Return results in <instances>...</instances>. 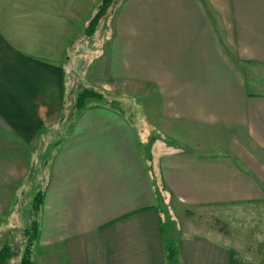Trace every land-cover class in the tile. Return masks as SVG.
Listing matches in <instances>:
<instances>
[{
	"label": "crops",
	"instance_id": "crops-1",
	"mask_svg": "<svg viewBox=\"0 0 264 264\" xmlns=\"http://www.w3.org/2000/svg\"><path fill=\"white\" fill-rule=\"evenodd\" d=\"M67 1L0 0V27L9 28H0V120L43 148L33 260L227 264L216 222L264 202V0L116 1L102 37L91 29L68 48L101 51L102 43V69L116 80L100 83L101 96L116 88L134 98L133 111L86 106L90 120L42 139L62 117L66 69L29 49L42 50L36 29L44 24L63 33L46 46L55 51L92 15L88 0L80 8ZM202 136L224 150L213 152ZM163 195L179 225L157 207Z\"/></svg>",
	"mask_w": 264,
	"mask_h": 264
},
{
	"label": "rangeland",
	"instance_id": "rangeland-1",
	"mask_svg": "<svg viewBox=\"0 0 264 264\" xmlns=\"http://www.w3.org/2000/svg\"><path fill=\"white\" fill-rule=\"evenodd\" d=\"M69 1V0H68ZM73 5L74 8L77 6L80 8L82 2H68ZM118 0H88V4L92 3V15H89L78 23V32L76 35H72L67 40L66 44L62 43V47L54 49H47L46 46L49 42L58 44L59 38L63 37L61 32H53L52 24H44L36 32H41L43 40L36 46L42 50L29 49L34 53L39 54V58L47 61L61 62V66H65V84L66 92L64 98V109L61 119L57 122L55 128L50 129L49 132L43 133L39 138H60L64 137L69 128L74 122H85L90 120L85 112L86 106L96 104H106L115 108L116 105H124L133 111L132 101L134 100L131 96H120L117 93L116 88L105 96H101L102 88L100 87L101 82H105L111 86H114L116 80L108 71H104L103 68V44L98 45L102 47L100 49H70L68 43L71 39L80 42L86 41L89 36L87 31L92 32L96 30L95 35H99L98 38L102 37L101 33L97 30L102 25H107L109 17L107 14H111V10ZM89 10V9H88ZM89 13V12H88ZM3 18H0L2 20ZM7 19V18H5ZM28 18L26 21L30 20ZM32 21L36 23L33 18ZM84 24H89V27L84 29ZM31 25L24 26L26 30H29L26 35H30ZM3 29L5 33L6 25L4 24ZM15 28V27H14ZM58 28L55 27V30ZM14 33L7 32L8 35L14 37L17 31ZM90 32V34L92 33ZM89 34V35H90ZM29 38V37H28ZM92 38V37H91ZM90 38V39H91ZM54 51V52H53ZM72 52L73 55L77 54L73 58H66L65 55ZM57 57V58H56ZM101 77L99 79L98 77ZM83 89H88L98 92L99 97H87L84 101V106L81 107V111L77 108L76 102L79 92ZM151 99L143 100V104L151 101ZM140 104V103H139ZM144 107V106H143ZM47 131V130H46ZM83 132L84 130H77ZM207 135H213L214 129L211 127L207 131L204 130ZM211 131V132H210ZM223 130H220V134L225 135ZM42 136V137H41ZM204 139L209 138V142L212 146L213 152H219L224 150L226 143L224 142L221 146L219 141L214 143L213 138L208 136H202ZM186 139L185 136L179 134L176 136V140ZM43 141V140H42ZM179 145L187 147L188 144L176 141ZM223 142V141H221ZM35 143V140L31 144L23 142L18 139L9 130L5 123L0 120V248L3 245L9 246V255L3 264H20L23 250L30 241L29 224L33 219L38 218L40 220L39 213L31 210L32 200L35 193L38 190L35 180L37 179L38 168L43 161L41 156L37 158L41 146ZM34 181V183H33ZM167 197L163 195V201L159 200L157 207L162 211L164 219L168 220L174 225H179V218L176 211L171 209L165 204ZM172 211V219L169 216V212ZM227 212L230 211L227 209ZM219 229L222 230L223 238L221 241L225 243L228 249L227 264H264V202L252 207H244L242 209L231 210L230 218L216 222ZM167 232V228L165 230ZM36 241V240H35ZM35 243V242H34ZM32 243V250L35 251L36 244ZM175 264V261H174Z\"/></svg>",
	"mask_w": 264,
	"mask_h": 264
},
{
	"label": "trees",
	"instance_id": "trees-1",
	"mask_svg": "<svg viewBox=\"0 0 264 264\" xmlns=\"http://www.w3.org/2000/svg\"><path fill=\"white\" fill-rule=\"evenodd\" d=\"M99 93L98 92H94V91H91V90H88V89H83L81 92H79L78 94V98H77V102H76V105H77V108H81L83 107L84 105V101L87 99V97H91V98H94V97H99ZM42 203V193L39 191L37 192L35 195H34V198L32 200V204H31V210L33 212H37L38 209L40 208V205ZM31 234H30V241H29V244L26 246L25 250H23V254H22V258H21V261H20V264H38L36 263L33 258H32V243L34 241V239L36 238V234H37V229H38V224H37V220L36 219H33L29 226ZM174 252V250H173ZM9 255V246L8 245H3L1 248H0V264H3L5 263L7 257ZM231 262L229 261V264Z\"/></svg>",
	"mask_w": 264,
	"mask_h": 264
}]
</instances>
